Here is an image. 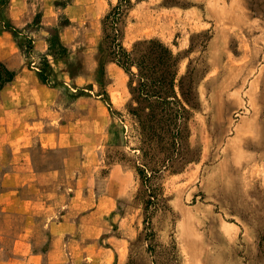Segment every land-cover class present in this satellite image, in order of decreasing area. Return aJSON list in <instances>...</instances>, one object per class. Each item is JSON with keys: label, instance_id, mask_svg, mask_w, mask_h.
<instances>
[{"label": "rangeland", "instance_id": "obj_1", "mask_svg": "<svg viewBox=\"0 0 264 264\" xmlns=\"http://www.w3.org/2000/svg\"><path fill=\"white\" fill-rule=\"evenodd\" d=\"M117 4L0 0L34 91L56 97L0 148V264H264V0L133 1L123 46H169L187 110L154 143L102 49Z\"/></svg>", "mask_w": 264, "mask_h": 264}, {"label": "trees", "instance_id": "obj_2", "mask_svg": "<svg viewBox=\"0 0 264 264\" xmlns=\"http://www.w3.org/2000/svg\"><path fill=\"white\" fill-rule=\"evenodd\" d=\"M133 1L140 3L146 0H118L117 6L103 19L102 49L107 53V60L116 63L129 75L132 94L129 111L149 135L150 138L146 135V141L154 143L158 131L168 134L176 129L180 131L181 113L187 110L176 92L179 58L173 50L157 40L137 42L131 50L123 46V20L132 9ZM15 75L0 62V91L14 80ZM180 90L184 101L196 109L195 101L185 92L182 82ZM134 102L138 107L133 106ZM172 136L168 138L171 144L177 140Z\"/></svg>", "mask_w": 264, "mask_h": 264}, {"label": "crops", "instance_id": "obj_3", "mask_svg": "<svg viewBox=\"0 0 264 264\" xmlns=\"http://www.w3.org/2000/svg\"><path fill=\"white\" fill-rule=\"evenodd\" d=\"M10 16L13 26L17 27L25 25L30 17L23 15V11L17 14L13 10ZM10 37L11 33L6 29L0 31V62L16 73L14 80L0 91V148L14 146L11 142L17 141L23 132H30L31 127L40 125L42 116L50 111L56 98L50 90L45 93L34 91L42 89L43 85H39L37 72L24 66L22 54ZM35 51L44 52V47L37 45ZM48 174L47 177L52 176V173Z\"/></svg>", "mask_w": 264, "mask_h": 264}]
</instances>
